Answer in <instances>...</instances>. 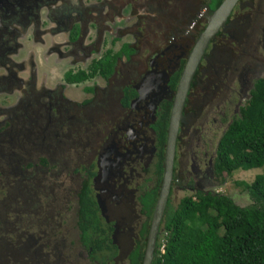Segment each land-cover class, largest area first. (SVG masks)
Here are the masks:
<instances>
[{
    "label": "flooded vegetation",
    "instance_id": "obj_1",
    "mask_svg": "<svg viewBox=\"0 0 264 264\" xmlns=\"http://www.w3.org/2000/svg\"><path fill=\"white\" fill-rule=\"evenodd\" d=\"M241 1L235 4L234 10L247 6ZM210 4L209 0L202 14L196 15L197 20L190 30L183 23L186 20L180 22L182 26L178 24V28H185L191 36L185 34L183 39H171L162 45V32L176 26L168 17L177 13V9H185L184 3L178 0H0V93L19 94L12 104L0 107V115L4 116L0 121V151L1 148L7 150L2 156L4 162L0 160V176L3 177L0 184L5 186L0 199V264H48L50 252L55 251L59 255L64 248L63 241L57 237L67 235L62 230H58L52 239L46 231H40V228L46 227L43 220L35 219L38 213L32 208V196L24 193L28 189L24 182L38 177L58 179L68 169L66 161L60 159L67 157L69 151L73 161L69 173L71 177L76 174L79 177L77 188L74 190V185L71 187L74 205L70 224L74 226V231L70 235H75L80 244L76 206L81 189L89 185L97 208L95 222L100 226L98 236L111 240V246L107 242L102 244L103 249L98 255H103L110 264H129L131 254L142 244L145 245L161 185L154 172L160 159L163 168L172 101L189 54L205 31L207 20L209 23L208 16L220 5L210 8ZM163 14L166 19L161 17ZM230 14L225 26L214 35L200 56L186 93L175 142L168 204L175 190L187 192L182 196L211 192H200L196 187L197 176H206L209 188L216 185L218 178L214 159L218 141L212 140L215 133L208 138L205 132L209 119L213 122L217 116L223 115L221 123H226V127L230 122H224L226 110L214 102L216 98L212 95L218 89L219 80L222 82L231 70L230 77L235 75L239 94L248 98L253 82L258 79L257 73L251 69V62L243 60L249 55L248 51L240 53V61H236L234 49L228 46L229 39L237 42L242 31V26L237 23L239 20L232 19L233 13ZM25 33L39 45L49 44L44 48L47 56L52 46L57 47L53 43L50 45V39L58 44L60 35L66 34L65 42L60 43L66 49L56 54L63 59L60 63L67 67L62 85L52 89L39 85V91L34 93L36 64L40 63L35 64L32 56L23 63L12 60L21 49L18 39ZM141 33H145L146 37ZM127 35L140 36L146 49L154 50L142 58L144 60L139 59V64L130 74L124 61L138 53H133ZM45 36L48 38L46 41L43 39ZM44 54L41 53L43 66L49 60ZM52 57L51 61L56 63L55 56ZM111 57L114 61L110 71L102 75L101 70L95 67L106 59L111 63ZM53 63L50 67H54ZM247 66L250 69L245 70ZM25 69L29 70L26 85L15 74ZM81 72L85 76L82 81L66 80ZM151 72L149 83L152 80L157 82L159 89L155 90L156 86L152 83H144L148 89L145 87L144 92L140 91L143 80ZM78 85L81 87L76 96L81 95V98L71 99V88ZM97 95L102 97L95 103ZM116 95L118 109L124 114L109 124L106 112L111 111V117H115L116 110L113 112L111 104ZM42 99L47 100L43 106L40 103ZM232 101L237 103L236 97ZM52 113L57 117L51 118ZM211 114L214 119L210 118ZM64 129L66 132L62 133ZM47 130V134H42ZM163 130L164 139L161 138ZM57 135L70 145H60L58 141L54 144L53 139ZM80 161L87 162L81 170L76 167ZM140 171L152 173L150 188L143 186L140 189L138 183L134 188L129 186L133 176L138 177ZM49 190L50 195H54V207L58 209L57 201L61 205L63 197H59L54 188ZM130 204L137 209L127 211L125 206ZM52 217L53 213L49 211L46 219L50 221ZM132 223L136 225L135 233L130 227ZM32 227L41 235L34 237L29 231ZM58 228L57 224L56 230ZM70 241L69 247L73 244V240ZM53 258L61 261L60 255Z\"/></svg>",
    "mask_w": 264,
    "mask_h": 264
},
{
    "label": "trees",
    "instance_id": "obj_2",
    "mask_svg": "<svg viewBox=\"0 0 264 264\" xmlns=\"http://www.w3.org/2000/svg\"><path fill=\"white\" fill-rule=\"evenodd\" d=\"M221 1L210 0L209 7L216 8ZM110 60L111 63L107 59L99 62L95 69H100L102 75L107 74L114 58ZM83 79L85 76L81 72L66 80L78 82ZM164 137L165 130L161 132V138ZM262 168L264 74L253 82L246 101L231 114L230 122L216 145L214 159L215 174L222 183L236 170ZM162 171L160 159L155 170L158 182ZM88 186L81 189L78 197L76 228L80 234V246L89 259L96 262L103 256L98 255L103 249L102 244L107 242L111 246V240L98 236L97 208ZM237 186L249 199L243 207L235 205L227 196L213 193H197L195 198L184 196L174 207L167 202L151 264H264V173L255 175L250 184L240 182ZM153 203L154 200L152 206ZM219 229L223 230L221 235L217 234ZM143 247L144 244L131 254L129 264H140Z\"/></svg>",
    "mask_w": 264,
    "mask_h": 264
},
{
    "label": "rangeland",
    "instance_id": "obj_3",
    "mask_svg": "<svg viewBox=\"0 0 264 264\" xmlns=\"http://www.w3.org/2000/svg\"><path fill=\"white\" fill-rule=\"evenodd\" d=\"M178 2L184 3L185 9L184 10L177 9L178 10L177 13H173L174 15H171L170 17H168V19L173 21L172 25L175 24L176 26H174L175 27L174 29H171L170 27L172 25L171 26L168 25L170 26L168 27L170 29L162 32L163 33L162 34L163 36L162 45L171 39L173 40L177 38L183 39L185 34L191 36L192 34L189 33L188 30H186L185 28H184L185 30L178 28V24L181 25L185 23L187 24L186 26H188L190 30L192 23L195 20H197L195 18L196 15L202 14L203 8L205 4L207 5L209 0H178ZM241 2L247 3L246 4L247 6L241 8L240 10L238 9L234 10L233 8L232 9L233 11L231 12L233 13L232 19H238L239 21L237 23L240 26H242L241 36L239 37V39H237L238 40L237 42L233 38L229 39L228 46L234 49L233 54H234L236 61H240V53H246L245 51H248L249 55L245 56L246 58L243 60L245 61L248 60L251 62V67H252L251 69H253L257 73V77L259 78L264 74V0H242ZM161 17L163 19H166L164 14L161 15ZM182 20H186V21L189 20V21L180 23ZM141 35L143 37L144 36L146 37L145 33H141ZM65 36H66L65 33L60 35V43L62 41L65 42ZM127 37H128L130 48L133 49V53H138L136 56L131 57L127 62L124 61V63L127 66V72L130 74L137 67L136 65L139 64L140 60L144 58L146 55L152 54L154 50L153 49L147 50L146 49L147 46L142 44V38L138 35H131V36L127 35ZM43 39L46 41L48 38L45 36L43 37ZM18 41L21 44V49L19 50L17 56L12 57V60H14V62H17V63H23V61H26L27 58L32 56L31 59H34L35 64L40 63L38 64V66L36 64V68H37L36 80L37 81H36V87H35L34 93H37V91H39L40 86H42L44 89H52V87L54 88L58 85H62L63 83L62 76L64 72L66 71L67 67L60 63L63 59H60L59 56L57 57L56 54L58 55L59 53L58 51L60 52L65 51L66 48L63 47L60 43L55 44L52 41V39H50L51 41L50 45L53 43V45H57V47L52 46L49 49V53L47 56L46 53L44 54V48L49 47L48 43L39 45L38 43H36L37 41L31 40V36L28 33H25V35L19 38ZM41 53L42 55L44 54L45 57L46 56L49 57L47 65H44V66L42 65L43 60L41 57ZM145 53H148V54H145ZM49 55L55 56L56 63L55 62L53 63L51 61L53 57ZM52 63L54 67H50V64ZM244 69L248 70L250 69V66L244 67ZM51 71H52V74H51ZM230 72L231 70L228 71L227 77L224 78L222 82L219 80L217 84L218 89H216L215 92L212 93L214 98H216L214 99L215 100L214 102L216 103L218 102V105L220 107H224L225 110L228 112V113H225L226 121L224 122H228L230 120L231 114L237 111V106L243 104L244 101H246L247 99V97L242 98L241 95L239 94L238 87L234 79L235 75L230 77ZM15 74H16L17 79H22L23 81L27 79L28 81V74H29L28 69H25L23 72L16 71ZM26 83L28 82L25 81L24 84L26 85ZM80 87L81 86L78 85V86H74L71 88L72 93L69 94L71 99L79 100L81 98V95L80 97L76 96V92L80 89ZM18 95L19 94L17 92H14V94L0 93V107L7 106L8 104H12L14 102L15 97H18ZM85 97H88V96H84L83 98ZM101 97L102 96L97 95L94 98V102L98 103V100ZM235 97H236L237 103L232 101V98H235ZM117 99L118 98L116 95L115 98L113 99V103L111 104L113 108V112L116 110L115 117H111L112 116L111 111L106 112V117H109V120L107 122L109 124L114 123L124 114L122 111L118 109V103H116ZM46 102H47L46 99H42L40 101L42 106H43V103L46 104ZM97 115L98 113H96V116ZM101 115L102 114H100L99 116ZM50 117L56 118L57 115L52 113L50 114ZM210 118H213V114H211ZM222 118H224L223 115H220L219 117L217 116L216 120H214L213 122H211V120L209 119V123L207 124L208 130L205 132V134L208 136V138H211L214 133L216 134V136L213 137L212 139L213 142L218 141V139L220 138L221 131L224 130L225 128L226 123H221ZM3 119H4V116L0 115V121H2ZM48 132L49 130H47L46 132L42 134H47ZM64 132H66L65 129L62 131V133ZM31 137H35V136H31ZM53 140H55L54 144L58 141L60 142V145H63V144L70 145L69 142H67L66 140H63L58 135L56 138L54 137ZM98 143H99V140H98ZM211 146L213 147V145ZM6 151L7 150H4V148H1L0 160L2 162H4L2 159V156L6 154ZM79 152H82V151L79 150ZM34 157L35 156H33L32 158ZM71 157H72L71 151H69L67 157H63L62 159H60V161H63V160L66 161L65 163H67L68 169H66L65 173L63 172L60 176H58V179L51 178V177H38L31 181L24 182L25 187L28 188L24 190V193L25 194L28 193L32 196V202H33L32 208L34 210H37V213H38L35 216L36 217L35 219L36 221L43 220L42 223L46 227V228L44 227L40 228V231H43V232L46 231L47 235L51 239L57 235L58 230L60 231L62 230L64 233L67 234L65 235V237L61 235L57 236L61 241H63V244H64V248L59 252L61 261L58 262L54 260L53 257H58L59 255H57L56 252L53 251V252H50L48 264H94V262L89 259L87 252L84 249H82V247L78 243L77 239L75 238L76 236L70 235L71 231L72 230L74 231V228H73L74 226L70 224L72 221V217H73L72 207L74 205V202H73L74 200L72 199V196L74 195H72L71 187L72 185H74L73 189L75 190L77 188L76 183H77V178H79L77 174L74 177H71L69 173L73 166V161L71 160L72 159ZM68 159L70 160L68 161ZM86 165H87V162L80 161V163L76 165V167L77 169L81 170L82 167H85ZM135 169L139 170L140 168L136 167ZM30 170L32 169H29L28 171ZM139 173L140 174L138 177L133 176V180L130 181L129 186L134 188L135 184L138 183V187L140 189L143 186L150 188L152 186L151 184L152 173L150 172L142 173L141 171ZM261 173H264V168L247 170V171L236 170L232 172V174L229 177H226L223 183L218 180L219 181L218 185H215L214 187H210V188H209V184L206 181L207 179L206 176L205 177L197 176L196 177L197 178L196 187L200 189V192L209 190L212 193H218V194L227 196L234 202L235 205L239 207H243L244 205H247L249 203V199L245 196L244 191L239 186H237V183L244 182V183L250 184L253 181L254 176L261 174ZM81 175L82 173H80V176ZM154 176H155V172H154ZM81 179H82V176H81ZM2 181H3V177L0 176V183ZM29 188H33L34 190L29 189ZM53 188L55 191L59 193V197L60 196L63 197L61 205H59L57 201V205L59 207L58 209L54 207V195H50L49 189H53ZM4 191H5V186L2 183V185L0 184V199L3 196ZM185 194H187V192L175 190V194H173V196L170 199V205L174 207L177 204L178 199H180V197ZM19 207L23 208V206H20V205ZM125 209H127V211L128 209H137V206L130 204L129 206H125ZM49 211L53 213V217L50 221L46 219L47 213ZM26 216L27 215L25 214L24 217ZM57 224L59 225V228L56 230ZM130 227L133 229V233H135V228H136L135 223H132ZM29 231H31L34 234V237L41 235V234L39 235V233L35 231L34 227L29 229ZM222 232L223 230L219 229L217 234L221 235ZM51 233H54L55 235H52ZM70 240H73V244L71 247H69V242H71ZM124 242L126 243L127 240L125 239ZM95 264H110V263L107 261V259L104 256H102L101 258L96 259Z\"/></svg>",
    "mask_w": 264,
    "mask_h": 264
},
{
    "label": "water",
    "instance_id": "obj_4",
    "mask_svg": "<svg viewBox=\"0 0 264 264\" xmlns=\"http://www.w3.org/2000/svg\"><path fill=\"white\" fill-rule=\"evenodd\" d=\"M238 1L239 0H222L220 5L209 15L210 17L212 16V18L213 16H216L213 20L215 22L210 25L207 20L205 31H203L202 34L198 37V40L195 42L194 47L189 54L188 60L181 71L180 79L176 88V93L172 101V107L166 129V145L163 159L161 185L156 203L153 208V214L150 221L149 231L145 240L141 264H151L153 258L159 223L165 208V204L167 202L170 183L172 180L173 159L175 142L178 132V124L181 120V111L184 105L186 93L189 88L192 75L196 70V66L199 62L200 56L205 50L207 44L214 37V35L217 34L218 31L225 26L227 18L229 17L233 7ZM201 36L204 37L203 41H200ZM151 74L152 72L148 73L146 78L143 80L139 88L140 91L144 92L145 87H147L148 89V86H144V83H149L150 80H148V77ZM97 204L99 209H101L99 202H97Z\"/></svg>",
    "mask_w": 264,
    "mask_h": 264
},
{
    "label": "bare ground",
    "instance_id": "obj_5",
    "mask_svg": "<svg viewBox=\"0 0 264 264\" xmlns=\"http://www.w3.org/2000/svg\"><path fill=\"white\" fill-rule=\"evenodd\" d=\"M208 17H210V16H208ZM216 16H213V18H212V16L209 18V24L211 25V24H213L215 21H213L214 20V18H215ZM204 40V37L203 36H201L200 37V41H203ZM153 81V80H152ZM150 82L149 84H154L155 86H156V88H154L155 90H158L159 88V84L157 83V82ZM100 177H101V174H100ZM99 181H100V179H99ZM96 187H97V183H96ZM99 188H101V186H99ZM97 189H98V187H97ZM100 191H102L101 189H100Z\"/></svg>",
    "mask_w": 264,
    "mask_h": 264
},
{
    "label": "clouds",
    "instance_id": "obj_6",
    "mask_svg": "<svg viewBox=\"0 0 264 264\" xmlns=\"http://www.w3.org/2000/svg\"><path fill=\"white\" fill-rule=\"evenodd\" d=\"M218 180L220 181L219 178H218ZM218 180H217L216 185H218V182H219ZM208 193H212V192H208ZM213 194H218V193H213ZM191 196H192L193 198H195V197H194L195 195H191ZM183 197H184V196H183ZM181 198H182V197H181ZM152 214H153V213H152ZM159 225H160V223H159ZM149 227H150V225H149ZM148 231H149V229H148ZM147 234H148V233H147ZM158 234H159V228H158ZM158 234H157V235H158ZM161 250H162V248H160V252H162ZM142 255H143V253H142Z\"/></svg>",
    "mask_w": 264,
    "mask_h": 264
}]
</instances>
